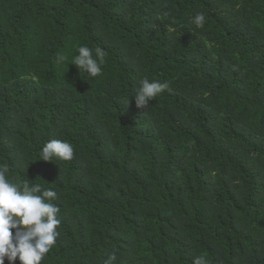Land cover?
Instances as JSON below:
<instances>
[{"label":"trees","instance_id":"trees-1","mask_svg":"<svg viewBox=\"0 0 264 264\" xmlns=\"http://www.w3.org/2000/svg\"><path fill=\"white\" fill-rule=\"evenodd\" d=\"M0 164L57 193L41 264H264V0H0Z\"/></svg>","mask_w":264,"mask_h":264},{"label":"clouds","instance_id":"clouds-1","mask_svg":"<svg viewBox=\"0 0 264 264\" xmlns=\"http://www.w3.org/2000/svg\"><path fill=\"white\" fill-rule=\"evenodd\" d=\"M190 23L202 29L206 23L204 13H196ZM104 58L103 49L81 46L73 65L79 72L83 71L86 78H95L102 75ZM65 60L64 55L57 53L54 62L63 64ZM165 90L170 91L168 82L142 79L132 95L136 107L148 109L149 102ZM73 158L74 148L70 142L52 139L43 146L39 160L63 162ZM8 172L9 166L0 164V264H5V259L9 264H14L17 258L20 264H41L60 235L57 231L61 223L58 219L60 208L53 202L57 199V193L29 180L10 182ZM116 260L113 252L104 264H114ZM193 264H208V261L204 256H197Z\"/></svg>","mask_w":264,"mask_h":264}]
</instances>
